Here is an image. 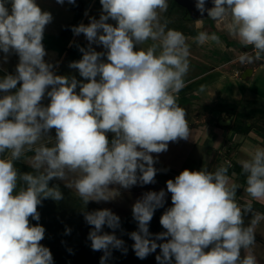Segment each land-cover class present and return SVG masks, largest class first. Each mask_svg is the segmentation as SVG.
<instances>
[{
    "label": "clouds",
    "instance_id": "clouds-1",
    "mask_svg": "<svg viewBox=\"0 0 264 264\" xmlns=\"http://www.w3.org/2000/svg\"><path fill=\"white\" fill-rule=\"evenodd\" d=\"M205 2L196 0L201 15L207 11L213 20H227L230 35L251 46L252 53L238 58L242 65L264 58V0H213L211 9ZM100 4L99 19L90 17L87 25L72 28L88 41L79 48L82 58L69 64L83 78L78 80L57 75L58 64L45 60L42 41L52 14L36 0H0V51L4 62L13 53L19 58L15 74L0 78V264H53L50 249L40 243L45 228L32 225L29 218L39 221L43 199H64L58 186H50L54 178L85 205L108 202L120 195L119 188L155 183L157 160L152 154L192 136L186 110L177 102L189 71V45L163 17L168 0ZM195 40L220 43L207 30ZM94 44L105 51H96ZM246 151L248 158L240 162L246 178L243 204L237 200L240 186L228 174L230 164L212 171L185 169L166 182L172 206L160 218L165 231L153 238L149 223L164 206L166 192L144 193L132 206L138 224L130 233L135 255L144 259L159 248L158 264H172L173 258L175 264H259L255 234L264 213L252 201L264 203V147ZM22 159L29 161L31 172L18 170L16 162ZM83 215L93 226L88 235L92 250L104 252L100 264L112 249L127 253L115 235L118 215L107 208ZM104 226L113 233L104 232Z\"/></svg>",
    "mask_w": 264,
    "mask_h": 264
},
{
    "label": "crops",
    "instance_id": "crops-1",
    "mask_svg": "<svg viewBox=\"0 0 264 264\" xmlns=\"http://www.w3.org/2000/svg\"><path fill=\"white\" fill-rule=\"evenodd\" d=\"M83 21L84 18L81 19L80 23H83ZM199 22L201 23L202 20L198 19L196 21L197 28L202 27ZM227 25L228 21L223 26L225 29L223 30L224 32L226 30L229 31ZM55 26L52 23L48 24L45 28L44 35H47V37L58 35L56 32L59 31L60 33V29L63 27L59 28V30H53L52 27ZM203 29L209 33L214 32L209 25H206ZM217 30L218 28L215 29V31ZM184 35L190 39L193 37L192 42H194V45H192V48L196 50V54L190 51V55L193 56L192 60L196 61H190L189 68H194L199 71L185 80V87L178 95L184 101L188 98L187 105H191L195 110L193 113L189 112L186 115L192 136L188 140L180 139L177 142H169L166 152L152 154L154 159L157 160L156 165L158 168L160 167L161 174L166 176L164 178L160 175V178L166 179L167 182V180L178 176L186 167L193 153L195 156L194 160L196 161L195 171H199L205 167L209 171L214 170L216 167L215 159L218 157L221 159L218 165L230 164L231 167L233 165L240 167L239 169L229 168L231 172L228 174L232 181L240 186L237 189V200L243 204L245 201L241 197L246 195L244 192L246 178L242 174L240 162L248 158L247 149L264 147V113L263 115L260 114L261 116L257 115V113L250 116L252 111L257 112L262 107L264 108V58L255 61L252 65L250 64L249 68L251 70H248L249 72L247 73L245 70L248 67L238 66V58L244 52L252 53L251 46L245 47L237 38L231 40L226 36H219L220 43L208 41L201 45L196 42V35ZM79 37L84 38L86 41L84 34L77 36L73 33L67 44V49L64 52H60L48 45L46 46L42 42L47 52L45 60L52 62L54 65L58 64L54 68L55 72L60 65L67 63L69 66L73 62V60H69L73 59L70 55L71 50L69 51V49L74 48L75 45L77 47L81 46L78 43L80 40L78 39ZM4 56L5 54L0 51V78H3L6 74L13 73L10 72V69L15 72L16 65L19 61L18 56L14 53L9 55L7 62H4ZM190 71L192 72L193 69ZM206 78H209L206 83H198ZM194 83H197L196 86H192ZM190 86L192 87L190 88ZM2 95L3 93H0V96ZM195 98L200 99L194 101ZM42 103L45 106L48 104L45 100ZM179 105L184 106L181 103ZM187 105L184 107L185 110H187ZM238 111L246 115L248 125L251 126V129L246 134L240 133L232 127L235 120V113ZM219 120H221L220 123ZM108 136L110 138L112 134L109 133ZM201 145L213 148L216 151L215 155L211 157L208 155L207 158H204L206 154L201 151L200 147L197 150V147ZM162 158L166 159V161H162L165 163L159 162V159ZM252 203L257 211L264 213V203L256 201H252ZM249 215H246L244 218L245 226L250 222L247 219ZM258 227L259 225L257 226L255 234L256 247L254 251L259 264H264V236H258L262 233Z\"/></svg>",
    "mask_w": 264,
    "mask_h": 264
},
{
    "label": "rangeland",
    "instance_id": "rangeland-1",
    "mask_svg": "<svg viewBox=\"0 0 264 264\" xmlns=\"http://www.w3.org/2000/svg\"><path fill=\"white\" fill-rule=\"evenodd\" d=\"M82 1L85 4L81 5L80 8L72 7V4L68 3V0H65V2L63 4L57 3V0H36V3L40 6V8L43 11H48L52 14L53 19H52L51 23H52V25H56L55 27H52V28H53V30L54 29L59 30V28H62L64 23H66L68 21L73 22L74 20H77L79 18H84L83 24L87 25L90 22V19H89L90 17H95L96 19H99V16H100L101 11H102V5L100 4V0H82ZM168 3H169L168 10H167V12L163 13V17L168 21V27L169 28L181 31L183 34H186V35L193 34V35L197 36L198 33L200 31H202L206 25H209L211 27H214L215 29L218 28V30L215 31V33L218 34V36H220V37L226 36L228 39H231V40H233L235 38L232 35H230L229 31H227V30L225 32L223 31V30H225L223 28V26L226 24L227 21H225V20L224 21L213 20V19L209 18V16H206L204 18H201V20H202L201 23L199 22L200 25H202V27L197 28L196 27V21H194L195 18H188L187 12H186L187 10L185 9V7L175 4V2H173L172 0H168ZM8 6H10V5H8ZM86 12H87V15H85ZM196 20H198V19H196ZM109 22L115 24L114 21H109ZM60 32H61V29H60ZM56 33L59 35V31H57ZM186 38H187V44L189 45V51L195 52L196 50H194L192 48V45H194V42H192L193 37L191 39L189 37H186ZM78 39H80L78 42L79 44H81L80 47L86 48L88 46L87 40L85 41V39L82 37H79ZM47 41L51 42L50 44H53V43L57 44V45L61 44L60 38H53L50 36L47 37V35H44L42 42L47 43ZM84 42H85V44H84ZM149 43H151V41H149ZM80 47H77V45H75L73 52H72L73 53L72 54L73 59H69V60H73V62H74V61H78L82 58V53L79 51ZM92 47L98 52L105 51V49L103 48L102 45H95L94 44V45H92ZM194 54H196V52ZM192 58H193V56L189 55V57H188L189 63H190V61L191 62L196 61V60H192ZM191 69H193L192 72L190 71ZM10 72H13L11 74H15V72L11 69H10ZM197 72H199V71L195 70L194 68H189V71H188V73L184 79L187 80L189 77L193 76ZM55 73L57 75L75 76L78 80H83L82 77L79 76L78 71L75 69H71L67 65V63L64 65H60L58 67V70ZM208 79L209 78H206V79H204L198 83L204 84L207 82ZM196 84L197 83H194L192 86H196ZM192 86H190V88ZM78 90L79 89H77V91ZM197 99H200V98H197ZM197 99L195 98L194 101ZM44 100L47 101L48 103L50 102L49 98H47V97H45ZM188 100L189 99L187 98L184 101L181 98V96L180 97L177 96V102H178V104L181 103V105H184V106H181L183 108L185 107V105H187ZM186 109H187L186 115L189 112L193 113L195 111L194 108L191 107V105H187ZM262 109L264 110L263 107H262ZM200 118H202V117H200ZM220 121L221 120H219V123H220ZM219 126H220V124H219ZM50 134L52 136L55 135V130L53 129ZM199 147H200L201 151L206 154V156L204 158H207L208 155H209V157L215 155L216 151L213 148H210V147L205 146V145H201V146L197 147V150ZM27 155L31 156L32 153H29ZM194 158H195V156L193 153L191 155L186 167L184 168V170L188 169L190 171H195V167H196L195 162L196 161L194 160ZM159 160H160L159 162L166 161L165 158L164 159L162 158ZM220 160L221 159L216 157V159H215L216 166L219 164ZM28 163H29V161H28ZM162 163H165V162H162ZM154 167L158 170L157 174L155 176V183L147 184V185H140L138 183L137 185L132 186L130 189L119 188L118 190L120 192V195L116 199L108 201V202L90 201L87 204L90 206V204L98 203V204L102 205V207H100V208L110 209L113 213L118 215L120 218L122 217L123 219L126 220V218H128V217H126V215H130L128 213H130L132 211V206L134 205V203L138 199H140L142 197V195L144 193L149 192V191L159 192L161 189H163L166 192L165 203H164L163 207L158 208V214L162 216L164 211L167 208L172 206L171 193L167 192L166 179L160 178L161 176L166 178V176L161 174V169H160V167L159 168L157 167L156 163L154 164ZM174 179L175 178H173V180ZM52 181H54L56 184L65 185V182L62 180H59V179L54 178ZM59 188L64 195V199H62L60 201H54V200L49 198L47 200V202H44L43 204L38 206V212L40 214L39 221L32 220L31 218H29V220H30V223L32 225H36L38 223L45 228V230H46L45 231V237L40 243L43 246L48 247L50 249L52 256H53V260L55 261L53 263H55V264H66L67 260L62 259L58 255H56L59 252V250H61V249H59L61 243H59L58 246H55L54 243L50 242L51 236L54 235L55 233H64L65 232V234H66V228H69V229H71V232H70V234H66L67 240H71L72 242L81 240V241H83L81 246L82 245H88V247H90L91 241L88 239V235H89V232L92 230L93 226L86 224V221H85L84 215H83L84 210H79L78 213L77 212L74 213L75 210H78V207L75 206L72 208V207L68 206V205H70L69 198H72L73 201L77 199L76 202L80 207L83 208L85 206L83 201L82 200L80 201V198L77 195V193L74 190L67 188L66 186H65L66 189H63V187L61 185L59 186ZM78 200H79V202H78ZM74 216L77 218V220L74 219ZM247 219L250 220L251 215H249L247 217ZM258 225H259V227H258L259 231L263 233V234L262 233L259 234L258 236H264V220H261ZM137 230H138V227L136 225H133V224H131V225L123 224V226L120 225V227L115 230V235L116 236L118 235L119 239H122L124 241L125 248H127V253L125 255H127L128 253H131L129 257L133 256L132 257L133 259L135 258V256L133 255V254H135V252H134L133 247H132L134 244V241L131 239L130 233L133 231H137ZM103 231L107 232L109 234L113 233V230L108 228L107 226H104ZM116 231H118V232H116ZM68 244L69 243L65 244L64 246L68 247ZM83 249L85 250V248H83ZM208 250L209 249H206L205 251H208ZM121 251L114 249V251L112 253H114V255H115L116 253H119ZM159 251H160V249L157 248L155 252H159ZM242 255H243V251H242ZM100 258H101L100 255H94V256H90L88 258H85V260L88 263L94 262V264H96L95 262L99 261ZM135 260H136V258H135ZM139 260L143 264H156V262H157L154 252L149 254L144 259H140V258L137 259L138 262H139Z\"/></svg>",
    "mask_w": 264,
    "mask_h": 264
},
{
    "label": "trees",
    "instance_id": "trees-1",
    "mask_svg": "<svg viewBox=\"0 0 264 264\" xmlns=\"http://www.w3.org/2000/svg\"><path fill=\"white\" fill-rule=\"evenodd\" d=\"M173 2H175V4L177 5H180L178 4L175 0H172ZM85 3H83L82 0H75V3L72 4V7H75V8H80L81 5H84ZM86 8V7H85ZM187 12V16L188 18H192L189 14L188 11ZM82 18H79L77 20H74L73 22H68L66 23L63 28L61 29V32L59 33V35H54V36H50V37H53V38H60L61 39V44L57 45V44H50L51 42L47 41V43L45 42L44 44L51 48H54V49H57L59 50L60 52H64L66 49H67V44L73 34V31H72V28L74 26H78V24L80 23ZM212 29L214 30L215 32V28L212 27ZM204 30V29H203ZM193 33V32H192ZM73 49L74 48H71L69 49V51L71 50L70 52V55L72 57V52H73ZM257 113V115L261 116L263 115L264 113V110L263 109H260L259 111H252L250 113V116L251 115H255ZM261 114V115H260ZM230 126V125H228ZM233 129L240 132V133H248L249 130L251 129V126L248 125V120L246 118V115L243 114V112H237L235 113V120H234V123H233ZM112 138V137H111ZM29 154V153H28ZM16 167L18 168V170L20 172H31L32 169L30 167V164L28 163L27 160H24L22 159L21 161H17L16 162ZM238 167V168H237ZM231 169H239L240 167L237 166V165H233L232 167H230ZM229 169V172H231ZM51 186H62L63 189H66L65 188V185H62V184H56L54 181H50L49 182ZM62 192V191H61ZM48 199H43L42 200V204L44 202H47ZM77 199L73 201L72 198H69V203L70 205H68L69 207H75L77 206L78 207V210H75L74 213H78L79 210H84L85 211H93V210H99V209H102L100 207H102V205L98 204V203H93V204H90V206L88 204H86L83 208L80 207L78 204H77ZM81 201V199H80ZM79 202V200H78ZM83 212V213H84ZM130 212V211H129ZM132 211L128 214L130 215H126V220L123 219L122 217L120 218V225L123 226V224H127V225H136L138 227V224L137 222L134 220L133 218V215L131 214ZM160 218H161V215L158 214V209L155 210L154 212V215H153V218L151 220V222L149 223V231L151 234H153V238L155 237L156 234L158 233H161L163 231H165V229H163L162 225L160 224ZM74 219L77 220V218L74 216ZM87 224V223H86ZM118 232V231H116ZM65 232L64 233H55L54 235L51 236L50 238V242L54 243L55 246H58L59 243L60 244V247L59 249V252L56 254L58 255L59 257H61L62 259H65L67 260L66 261V264H94V262H86L85 258H88L90 256H94V255H100V257H102L104 255V252L103 251H94L92 250L91 248V245L90 247H88V245H82V242L83 241H75V242H72L71 240H67L66 238V234ZM118 237V235H117ZM119 238V237H118ZM68 241V242H67ZM163 242H167V238L165 240H158L157 243H163ZM68 244V247H65L64 245L65 244ZM124 247H125V244H124ZM85 248V250L83 249ZM114 251V249H112L111 251V256L107 259V261L105 262V264H143L140 262L137 261L138 257L133 254L136 258L133 259L132 257H129L131 253H128L127 255H125L124 253H122L123 251L119 252V253H116L114 255V253H112ZM90 256H89V255ZM155 254V258L157 255H160V251L159 252H154ZM53 262H55L53 260ZM101 262V258L99 259V261H96L95 263L97 264H100ZM55 264V263H53ZM156 264H158V262H156ZM172 264H175V260L173 258V261H172Z\"/></svg>",
    "mask_w": 264,
    "mask_h": 264
},
{
    "label": "water",
    "instance_id": "water-1",
    "mask_svg": "<svg viewBox=\"0 0 264 264\" xmlns=\"http://www.w3.org/2000/svg\"><path fill=\"white\" fill-rule=\"evenodd\" d=\"M175 1L178 4H180L181 6L185 7L188 10V12L192 18L201 19V18L208 16L207 11H205L204 14L201 15V13L197 10L196 0H175ZM213 6H214L213 0H206V2H205L206 9H211ZM254 63H252V64H254ZM238 66L239 67H248V69L245 70V72H247V73L251 70V68H249L250 64L242 65L240 62H238Z\"/></svg>",
    "mask_w": 264,
    "mask_h": 264
},
{
    "label": "flooded vegetation",
    "instance_id": "flooded-vegetation-1",
    "mask_svg": "<svg viewBox=\"0 0 264 264\" xmlns=\"http://www.w3.org/2000/svg\"><path fill=\"white\" fill-rule=\"evenodd\" d=\"M186 9V8H185ZM187 10V9H186ZM188 11V10H187ZM201 20V19H200ZM194 21H197L196 19H194Z\"/></svg>",
    "mask_w": 264,
    "mask_h": 264
}]
</instances>
